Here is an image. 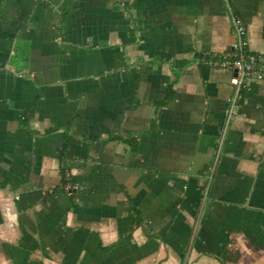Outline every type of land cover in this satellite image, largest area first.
<instances>
[{
    "label": "crops",
    "instance_id": "crops-1",
    "mask_svg": "<svg viewBox=\"0 0 264 264\" xmlns=\"http://www.w3.org/2000/svg\"><path fill=\"white\" fill-rule=\"evenodd\" d=\"M232 41L224 0H0V264H264V80L228 119L203 62Z\"/></svg>",
    "mask_w": 264,
    "mask_h": 264
},
{
    "label": "built area",
    "instance_id": "built-area-1",
    "mask_svg": "<svg viewBox=\"0 0 264 264\" xmlns=\"http://www.w3.org/2000/svg\"><path fill=\"white\" fill-rule=\"evenodd\" d=\"M224 1L229 11L233 41L229 46V51L216 57H206L203 62L213 68L233 71L235 74L230 79L234 92L227 100L226 115L230 119L238 110L244 82L248 79L264 80V53H255L247 49L246 27L239 15L232 9L230 0ZM73 189H76V186L67 185V194L71 195Z\"/></svg>",
    "mask_w": 264,
    "mask_h": 264
},
{
    "label": "trees",
    "instance_id": "trees-1",
    "mask_svg": "<svg viewBox=\"0 0 264 264\" xmlns=\"http://www.w3.org/2000/svg\"><path fill=\"white\" fill-rule=\"evenodd\" d=\"M172 94H173V91H172L171 87H169L167 89V94H165L164 99L161 100V102H159L158 104L161 106L166 105L169 102V100L172 98ZM67 182H69V178L67 176H65L64 171H62L61 188H63L67 184Z\"/></svg>",
    "mask_w": 264,
    "mask_h": 264
}]
</instances>
